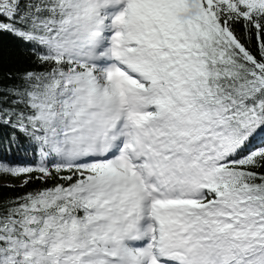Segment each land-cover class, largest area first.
<instances>
[{
    "label": "snow or ice",
    "instance_id": "1",
    "mask_svg": "<svg viewBox=\"0 0 264 264\" xmlns=\"http://www.w3.org/2000/svg\"><path fill=\"white\" fill-rule=\"evenodd\" d=\"M0 264H264V0H0Z\"/></svg>",
    "mask_w": 264,
    "mask_h": 264
},
{
    "label": "trees",
    "instance_id": "2",
    "mask_svg": "<svg viewBox=\"0 0 264 264\" xmlns=\"http://www.w3.org/2000/svg\"><path fill=\"white\" fill-rule=\"evenodd\" d=\"M0 49H2L4 53L5 70L11 68L13 71H23L27 68L33 67L30 57L24 51V46L13 37L8 35L0 37ZM0 159L34 163L33 157H26L22 153H17L16 151L7 152L2 144H0Z\"/></svg>",
    "mask_w": 264,
    "mask_h": 264
}]
</instances>
